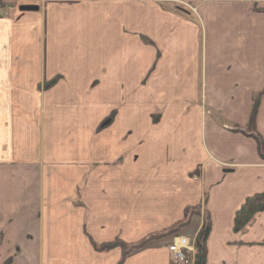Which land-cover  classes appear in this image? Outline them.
<instances>
[{"label":"crops","instance_id":"obj_1","mask_svg":"<svg viewBox=\"0 0 264 264\" xmlns=\"http://www.w3.org/2000/svg\"><path fill=\"white\" fill-rule=\"evenodd\" d=\"M256 9L264 0H0V264H119L123 248L96 247L158 237L195 207L123 264H175L173 239L194 242L206 214L207 264H264V211L233 230L264 192L243 133L264 88ZM256 132L264 141V96Z\"/></svg>","mask_w":264,"mask_h":264},{"label":"trees","instance_id":"obj_2","mask_svg":"<svg viewBox=\"0 0 264 264\" xmlns=\"http://www.w3.org/2000/svg\"><path fill=\"white\" fill-rule=\"evenodd\" d=\"M6 4L8 6H12L10 5L11 3H6ZM2 6H4V4ZM256 11L264 12V9H256ZM47 85H50V83H48ZM263 96H264V88L262 89L261 92L254 95L253 108H252L248 128L243 133L246 136L256 140L259 155L261 159L264 161V141L261 138V136L256 132V121ZM263 211H264V192L247 198L243 206L239 209V211L235 215L234 228H233L234 232L239 233L245 230L251 224L254 217ZM201 213L202 211L200 207L187 208L184 212L183 221L180 224H178L175 228L164 232L162 235L158 237H152L145 241H142L137 245L127 247V245H125L122 241L116 240L115 242L104 244L102 246H97L96 248L99 251H107L117 247L123 248L125 250L124 259L119 263V264H123L125 258L132 252L144 248L153 240L162 239L164 237L174 235L179 229L189 225L193 217L198 216ZM210 233H211V222L209 219V215L206 214L204 215V223L202 229L193 243L195 247V253L193 255H188V261L190 264H207V254H208L207 242Z\"/></svg>","mask_w":264,"mask_h":264},{"label":"built area","instance_id":"obj_3","mask_svg":"<svg viewBox=\"0 0 264 264\" xmlns=\"http://www.w3.org/2000/svg\"><path fill=\"white\" fill-rule=\"evenodd\" d=\"M174 259L178 263H186V255L194 251L193 246L185 238H180L170 247Z\"/></svg>","mask_w":264,"mask_h":264},{"label":"water","instance_id":"obj_4","mask_svg":"<svg viewBox=\"0 0 264 264\" xmlns=\"http://www.w3.org/2000/svg\"><path fill=\"white\" fill-rule=\"evenodd\" d=\"M19 10L21 12H37L39 10V7L36 5H21L19 7Z\"/></svg>","mask_w":264,"mask_h":264}]
</instances>
